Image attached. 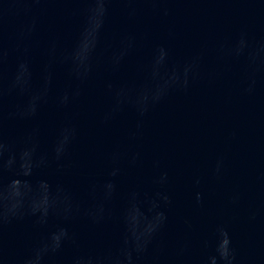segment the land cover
<instances>
[{
	"label": "water",
	"instance_id": "95a60500",
	"mask_svg": "<svg viewBox=\"0 0 264 264\" xmlns=\"http://www.w3.org/2000/svg\"><path fill=\"white\" fill-rule=\"evenodd\" d=\"M0 264H264V0H0Z\"/></svg>",
	"mask_w": 264,
	"mask_h": 264
}]
</instances>
